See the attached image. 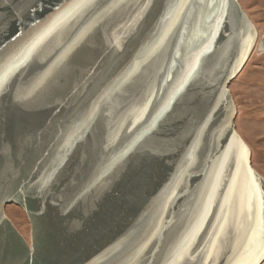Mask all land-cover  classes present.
Returning <instances> with one entry per match:
<instances>
[{
  "label": "water",
  "instance_id": "95a60500",
  "mask_svg": "<svg viewBox=\"0 0 264 264\" xmlns=\"http://www.w3.org/2000/svg\"><path fill=\"white\" fill-rule=\"evenodd\" d=\"M109 2L98 0L102 6ZM144 3L145 0H125L122 8L105 18L88 41L86 54L69 57L71 65L63 68L51 89L19 103L9 104L5 98L4 121L0 124V264H120L145 242L147 246L135 264H167L170 250L199 219V212L208 202L205 185L211 191L212 180L215 192L208 203V214L187 254L177 264H204L205 260L207 264H235L237 255L246 259L243 247L255 226L256 215L264 220L260 204L264 201V179L252 168L250 150L235 130L236 108L228 85L250 56L256 29L238 1L231 0L227 31L221 30L211 51L197 65L198 74L174 95L198 50L184 59L185 47L180 45L182 56L173 67L175 45L182 39L178 33L185 31L182 25L173 27L162 49L148 57L133 76L155 90L147 111L138 118L139 113L133 109L147 103L148 97L136 99L123 89L108 97L105 93L137 60L147 56L145 45L156 39L149 30L155 31L163 8L160 0H152V7L144 13L147 23L141 21L138 26L133 18ZM62 6L61 0H44L32 12L27 0H0L3 51H18ZM13 35L17 39H9ZM66 35L57 33L43 45L41 57L46 58L45 64L60 55L62 48L57 45L66 40ZM117 42L119 48L115 47ZM35 67L30 62L14 74L13 94L31 83ZM94 105H99L97 117L84 135V141L94 149L101 139L106 143L109 135L118 132L115 147L119 151L146 129L149 131L109 173L103 187L67 208L60 193L70 194L75 188L83 165L82 150L77 147L70 151L50 191L42 194L35 184L45 169L51 170L49 165L66 139L60 136L62 127L67 130L72 122H79L77 118ZM198 121L203 131L196 127ZM196 132L199 141L195 161L189 174L173 184L184 158V151L178 148L190 147ZM177 140L178 148L169 147ZM146 147L160 149L151 163H142ZM248 172L260 188L252 221L247 220L246 204L241 214ZM209 173L218 176L210 178ZM10 204L19 206L26 215L29 240L5 215V206ZM213 239L218 251L208 257ZM117 247L120 251L115 254L120 260L112 258ZM263 261L264 256L258 257L257 264Z\"/></svg>",
  "mask_w": 264,
  "mask_h": 264
},
{
  "label": "snow or ice",
  "instance_id": "6c2138e0",
  "mask_svg": "<svg viewBox=\"0 0 264 264\" xmlns=\"http://www.w3.org/2000/svg\"><path fill=\"white\" fill-rule=\"evenodd\" d=\"M61 2L63 6L57 9L55 15L38 32L29 36L18 51L4 52L3 45H0V124L4 121L5 98L8 99L9 104L19 103L29 97L51 89L58 74L63 71L64 67L71 65L72 60L69 57L74 59L76 55L86 54L87 43L92 38L94 30H98V25L105 18L110 17L114 10L122 8L125 0H110L106 6H102L98 3V0H61ZM43 3L44 0H27V7L30 11L35 12ZM160 4L163 8V13L159 23L155 25V31L149 30V35L156 37V39L149 40L145 45L147 56L143 60H137L131 70L119 77L117 82L114 83V86L105 93V97H108L110 93L123 89L124 92H128L136 99H139L141 95L148 97L147 103L140 104L133 109L134 112L139 113L138 118H142L143 114L147 111L148 105L151 103V97L155 96V90L151 88L150 84L145 85L144 82L134 80L133 76L139 66L147 62L148 57L162 49L173 27L179 24L185 30L178 33L182 39L180 40V44L175 45L173 67L177 66V62L182 56L180 45H184L185 47V52L183 53L184 59H187L189 54H192L194 50H198L196 51L194 62L186 73L184 82L174 94L178 95L183 90L184 85L198 74L197 65L201 62L202 57L211 51V45L215 43V38L221 34V30L227 31L226 24L230 19L228 9L231 0H160ZM150 7H152V0H145L143 6L140 7V10L133 18V21L138 26L141 21L147 23L144 13ZM135 31L138 32L139 27ZM157 32L160 33L159 36H157ZM57 33L67 34L66 40L61 41L57 45L58 48H62V51L54 60L45 64L44 59L46 58L41 57L43 45ZM186 33L188 34L186 35ZM17 35H13L9 39L15 40L17 39ZM65 42H67L66 47L64 46ZM108 42L111 47L112 37H109ZM115 47H120L119 42L116 43ZM30 62L36 65L31 83L25 88L17 89L13 94L12 81L14 74L26 68ZM168 79H172V76L169 75ZM145 87L147 91H145ZM98 108L99 105H94L89 112L77 118L79 122H72L67 130H64L62 127L60 136H66V139H63L56 159L49 165L51 170L45 169V173L41 175L40 180L35 184V188L42 194L50 191L52 185L58 178L60 170L66 163L70 151L78 147L82 150L83 165L79 169V178L75 181L76 186L70 191V194L66 191H61L60 193V199L65 201L67 208H71L80 200L86 199L89 194L103 187L107 183L105 178L108 177L109 173L112 172L118 163L125 159L129 152L133 150L149 131V129H146L145 133L137 136L130 144H127L119 151L115 147L116 140L119 136L118 132L115 135H109L106 143L101 139L94 149L91 143L84 141V135L88 128L93 127ZM165 108H167V105H165ZM163 111L164 109H161V113ZM154 124L155 121H153ZM120 126L117 125L118 128ZM196 127L200 128V131H203L199 121L196 123ZM131 130V128L128 129V131ZM189 135L191 136L192 133H189ZM198 141L199 133L196 132L190 147L185 145L183 148H178V140L169 146L177 147L178 150L184 151V158L178 166L177 175L173 178V184L181 182L189 174L188 170L195 161ZM101 145L103 147L102 151L100 150ZM143 151L146 160L142 161V163H151L158 155L160 149L146 147ZM209 176L212 178L218 176V174L209 173ZM29 187H33V185L30 184ZM205 192L208 196V202L204 204L203 211L199 212V219H197L191 230L174 249L170 250L167 264H177L187 254L189 246L200 230V225L208 214V203L211 202L212 194L215 192L214 180L211 181V191H208V185L206 184ZM205 192L201 193L202 197L205 195ZM175 194L173 192V196ZM259 198L260 188L256 183L255 177L251 172H248L246 196L241 202V214H243L244 205L246 204L247 206L248 221L254 219L251 214L254 200L259 201ZM260 204L261 207H264V201H260ZM213 227H216V225ZM219 227L223 229L224 225L220 224ZM152 235L155 237L156 233ZM209 235L211 236L213 234L210 233ZM215 235L219 236V233ZM146 246L147 242L141 244L131 255L125 257L123 260H120V257L115 254L120 251L119 247H117L113 250L112 258L120 260V264H135L143 254ZM214 251H218L215 239L211 241V247L207 250L208 257H212ZM243 252L246 254V259L237 255L234 257L235 264H257L258 257L264 256V220L259 215L255 217V226L250 229L247 243L243 247ZM204 264H207V260L204 261Z\"/></svg>",
  "mask_w": 264,
  "mask_h": 264
},
{
  "label": "rangeland",
  "instance_id": "374dc122",
  "mask_svg": "<svg viewBox=\"0 0 264 264\" xmlns=\"http://www.w3.org/2000/svg\"><path fill=\"white\" fill-rule=\"evenodd\" d=\"M237 1L259 32V46L264 36V0ZM228 89L236 108L235 130L250 150L252 168L264 179V130L261 129L264 128V48L252 50ZM5 214L19 233L29 240L30 226L22 209L10 204L6 206Z\"/></svg>",
  "mask_w": 264,
  "mask_h": 264
},
{
  "label": "bare ground",
  "instance_id": "6f19581e",
  "mask_svg": "<svg viewBox=\"0 0 264 264\" xmlns=\"http://www.w3.org/2000/svg\"><path fill=\"white\" fill-rule=\"evenodd\" d=\"M253 24V23H252ZM256 29V28H255ZM256 32H257V38H256V41H255V44H254V47H253V49L252 50H254V49H256L257 47L260 49V50H263V48H264V36L262 37V41H260L262 44H259V46H258V44H257V41H258V38H259V32L257 31V29H256ZM252 52V51H251ZM258 53V52H257ZM261 129H263L264 130V128L263 127H261ZM244 142V141H243ZM13 205H15V204H13ZM17 206V205H16ZM19 207V206H18ZM5 208H6V206H5ZM20 208V207H19ZM21 209V208H20ZM5 212V211H4ZM6 215V214H5ZM18 231V230H17ZM19 232V231H18Z\"/></svg>",
  "mask_w": 264,
  "mask_h": 264
}]
</instances>
